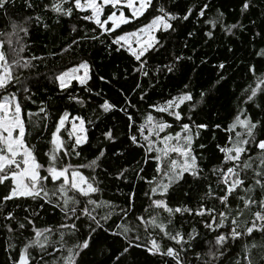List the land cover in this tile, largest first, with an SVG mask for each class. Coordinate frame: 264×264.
<instances>
[{
    "label": "snow or ice",
    "instance_id": "6c2138e0",
    "mask_svg": "<svg viewBox=\"0 0 264 264\" xmlns=\"http://www.w3.org/2000/svg\"><path fill=\"white\" fill-rule=\"evenodd\" d=\"M14 3L15 0H0V12L7 16L9 6ZM24 5L29 9L34 7L31 0H24ZM152 6L153 0H48L43 5L45 11H51L57 17L71 18L76 14L80 19L95 24L93 32L113 34L111 45L117 46L115 51H127L138 62L134 71L142 76L149 75L146 54L161 46L157 33L176 31L173 21H188L194 14L191 7L180 16L161 6L156 9L159 14L135 31L115 35L121 25L137 20ZM251 6V0H243L242 14ZM208 7L204 3L195 14L204 17ZM125 10L130 15H126ZM80 13L85 14L80 17ZM222 17L223 13H219L215 19L206 20L205 23L214 28ZM33 20L40 23L41 17L25 16L20 21L9 17V30L0 32V188L3 189L0 193V215L7 222L5 227L10 240L11 234L23 235L28 232L27 237L21 241V247L8 243L6 251L10 253L11 264H80L77 258L81 257L84 250L90 249L91 242L100 234L99 230L109 232L105 224L113 214L121 222L115 225L117 231L111 235L125 241L123 251L116 256L117 264H122L121 257L133 247H144L151 255L171 258L165 264H191L190 252L200 261L201 254L196 252V247L201 241L195 228L187 233L168 231V224H171L172 218L177 214L200 217L204 228L212 234L211 239L203 241L207 252L204 253L206 259L201 264H212L213 261L222 264V258L232 245L241 241L253 242L242 244L243 255L234 264H264V254H260L259 259L254 261L252 252L259 248L264 253V118L254 119L247 114V109L238 108L232 122L224 128L228 134L225 144L216 145L222 159L209 170V176L204 175V168L201 167L203 154L198 156L193 148L194 139L199 138L200 130L207 129L208 125L195 123L191 115L187 117L188 123L183 122L185 107L189 113L196 108V104L191 103L194 97L187 84L184 86L185 91L176 96L158 105H148L152 111L147 112L143 122L139 124L135 114L130 111L137 107L136 104L127 99L123 104L103 99L97 103L95 119L73 115L65 109L57 114L58 118L49 129L51 114L47 108L41 106L38 113L25 114L17 95V92L30 93V88L14 74V70L34 67L20 55L25 51L24 37L29 35L28 25ZM43 26L48 27L47 24ZM237 27L243 25L227 26L226 31L231 32ZM72 31H76L75 26ZM205 34L212 36L211 31ZM90 39L97 40L99 37L94 35ZM72 43L76 44L77 41L73 40ZM9 54L12 55L11 59ZM256 55L264 57V49ZM181 59L183 57L177 56L173 65H165L156 71L172 72L175 62ZM218 67L223 69L225 65L221 63ZM249 71L256 79L254 86L249 85L244 90L240 104L251 103L264 112V74L256 76L254 65L249 67ZM91 79V65L87 60H82L54 74L52 82L66 95L69 102L83 107L88 101L70 90L75 81L83 92L90 96H101L100 92H93L89 85ZM99 79L105 80L104 77ZM220 79L223 80L224 77L221 76ZM136 88H140V85L137 84ZM204 96L202 91L201 99ZM144 97L145 93L141 90L140 100L143 101ZM153 112L161 115L154 116ZM114 113L123 114L122 127L126 130L121 133L117 124L110 127L105 125L100 133L101 138H98L94 146L92 158L87 163L79 162L83 159V147L90 144L89 126H95L96 120H100L104 114ZM165 114L172 118L171 121L164 118ZM41 144L45 146L44 150H41ZM199 148L205 149L206 145L200 144ZM132 152L139 153V159L134 157L137 167L127 164V155ZM73 158L78 159L74 162ZM122 158L125 164L118 163ZM113 164L116 165L115 171L111 170ZM151 165H154V174L149 178L144 173L146 166ZM82 169H89V174L85 175ZM129 171L134 173L135 180L148 185L144 193L148 205L144 212L151 210L153 214L147 218L143 213L135 212L134 191L126 194L125 207L115 206L119 207L118 213L112 211L114 206L110 201L98 198L97 194L103 191V181L98 178L101 173L117 181L127 182ZM186 176L194 181H207L198 206L195 209L169 206V190L181 181L187 182ZM210 178H215L216 191H213ZM20 200L34 201L40 209L46 206L53 210L59 209L60 222L37 227L33 217L39 216V212L35 208L31 212L29 208H24L26 215L23 218H19L11 210L5 211L7 202ZM208 200L218 202L220 207H208ZM15 206L20 207V204L16 203ZM102 208L110 211L101 215L98 210ZM161 212L168 214V224L158 222ZM246 214L250 218H246ZM149 228L153 231L158 229V233L162 234L161 238L173 241L175 246L162 248ZM257 234L260 237L259 243L255 242ZM76 236L79 238L69 245V238ZM145 236L149 239L142 245L139 241Z\"/></svg>",
    "mask_w": 264,
    "mask_h": 264
},
{
    "label": "trees",
    "instance_id": "16d2710c",
    "mask_svg": "<svg viewBox=\"0 0 264 264\" xmlns=\"http://www.w3.org/2000/svg\"><path fill=\"white\" fill-rule=\"evenodd\" d=\"M31 3L34 7L29 9L25 7L24 0H15L14 5L9 6L7 16L0 12V32L9 30V17L14 21H20L25 16L41 17L40 23L33 20L28 25L29 35L24 37L23 41L26 46L25 51L20 54L34 67L20 69L16 73V76L30 88V93L17 92V95L25 114L28 112L38 113L41 106L47 108L51 114L48 121L49 129L53 127L58 118L57 114L65 109L73 115L95 119L97 103L102 102L103 99H109L111 102H119L120 104H123V101L127 99L136 104L137 107L130 109V111L135 114L137 124H139L143 122L146 113L152 111L148 105L163 103L164 100L185 91L184 86L187 84L190 86L189 90L194 97L191 103H195L196 108L194 112L189 113L188 108L185 107L183 122L188 123L187 117L191 115L195 123L208 125L207 129L200 130L199 138L194 139L193 148L198 156L203 154L204 160L201 162V167L204 168V175L209 176V170L218 165L222 159V154L216 145L223 146L225 144L228 134L224 128L232 122L238 108L247 109V114L254 119L264 118V112L255 108L253 104H240L244 90L249 85L254 86L256 79L249 71V67L255 66L256 76L264 74V57L256 55L257 52L264 49V0H251L252 6L243 14L241 12L243 0H153V6L143 16L137 20H132L129 24L121 25L116 30L115 35L123 34L125 31H134L149 22L154 15L159 14L156 9L161 6L180 16H183L191 7L194 14L190 16L188 21H173L176 31L157 33L161 46L156 51L146 54L148 76H142L139 72L134 71L138 67V62L127 51L124 49L115 51L117 46L111 45L113 34L93 32L92 29L96 28V25L80 19L76 14L71 18L57 17L53 12L45 11L43 5L48 3V0H31ZM204 3H207L209 7L206 9V15L200 17L195 13H198L199 8ZM67 6L65 5V7ZM112 11H116V9H112ZM219 13H223V17L216 27L213 28L210 24L205 23L206 20L215 19ZM84 14L80 13L79 16L82 17ZM125 14L130 15L127 10H125ZM44 24H47L48 27L45 28ZM233 24L243 25V27L232 29L231 32L226 31V27ZM73 26H75L76 31H72ZM209 31L212 32L211 37L205 34ZM94 35L98 36L99 39H90ZM21 36H23L22 33ZM73 40H76L77 43L73 44ZM109 45L111 46L109 47ZM177 56L183 57V59L175 62L172 72L156 71L157 68H163L165 65H173ZM32 57H39L40 59L33 60ZM82 60H87L91 65L92 79L89 81V85L93 92L101 93L99 97L90 96L83 92L74 81L70 91L88 101L83 107L74 102H69L66 95L61 93L57 85L52 82L54 74L72 67ZM221 63L225 65L223 69L218 67ZM221 76L224 77L223 80L220 79ZM100 77H104L105 80L101 81ZM137 84L140 85V88H136ZM141 90L145 93L143 101L140 100ZM202 91L205 93L203 99L200 97ZM259 102L258 97L257 103ZM153 115L159 117L161 114L153 112ZM164 118L169 121L172 119L166 114ZM123 123V114L114 113L111 115L104 114L100 120H96L95 126H89L90 144L83 147V159L79 162L87 163L92 158L94 146L98 138H101L100 133L105 125L110 127L112 124H117L122 133L126 130L122 127ZM216 125L221 127L217 128ZM176 130H178V125ZM195 131L193 127V132ZM64 135L66 136V133ZM121 138H123L122 135ZM200 144H205L206 148L200 149ZM40 148L44 150L45 146L41 144ZM250 154L255 155V153ZM134 157L139 159V153L128 154L127 164L137 167ZM77 159L73 158L74 162ZM118 163L125 164L124 158ZM115 167L116 165L113 164L111 170L115 171ZM153 168L154 165L146 166L144 175L150 178L154 174ZM82 171L85 175L90 172L89 169H82ZM98 178L103 181L101 185L103 191L97 194L98 198L102 201H110L114 206L112 209L114 213L119 212V207L126 206V194L134 191L136 214L143 213L146 218L153 214L151 210L144 212L148 205V200L144 195L148 185L140 180H135L133 172H128L127 182L117 181L110 176H104L103 173ZM210 179L213 191H216L215 178ZM186 181H181L179 185H174L169 190V206H188L193 209L198 206L207 181H194L190 176H186ZM2 191L3 189L0 188V193ZM16 203H19L20 207H16ZM206 204L208 207L214 205L220 207L218 202L214 200H208ZM24 208H29V212L35 208L39 212V216L33 217L37 227H44L61 220L59 209L53 210L50 206L40 209L31 200L7 202L5 211L11 210L16 216L23 218L26 215ZM98 211L103 215L110 210L102 208ZM246 218L250 217L246 214ZM120 222L117 215L113 214L108 223L105 224V227L109 228V232L104 233L99 230L100 234L91 242L90 249L84 250L81 257L77 258L80 264H117L116 256L123 251L125 241L120 237L111 235V233L117 231L115 225ZM158 222L168 224V214L159 213ZM6 223L3 216L0 215V264H11L10 253L6 251L8 243L21 247V241L28 235V232H24L23 235L11 234L10 240V234L5 227ZM193 228L199 233L201 242L196 247V252L201 254V258L198 261L195 254L190 252L189 260L191 264H201V261L206 259L204 253L207 252V246L203 241L212 238V234L204 228L201 218L177 214L172 218L171 224H168V231L171 233L176 231L187 233ZM149 232L160 242L162 248L175 246L173 241L162 239V234L158 233V229L153 231L149 228ZM78 238L79 236L69 238V245ZM148 239L149 237L145 236L139 243L145 245ZM245 242L251 243L253 241H241L233 244L225 257L222 258V264H234V261L241 259L243 255L242 244ZM255 242H260L259 234H257ZM252 252L254 261L259 259L260 254H264L259 248L253 249ZM11 254L14 255L15 253ZM57 255L60 254L57 253ZM46 259L51 258L46 257ZM170 260L171 258L151 255L144 247L130 248L128 253L121 257L122 264H165V261ZM212 264H217V262L213 261Z\"/></svg>",
    "mask_w": 264,
    "mask_h": 264
},
{
    "label": "rangeland",
    "instance_id": "374dc122",
    "mask_svg": "<svg viewBox=\"0 0 264 264\" xmlns=\"http://www.w3.org/2000/svg\"><path fill=\"white\" fill-rule=\"evenodd\" d=\"M117 11V10H116ZM117 14H119V13H117ZM135 31V30H134ZM12 58V55L11 54H9V59H11ZM20 69H23V68H16L15 70H14V74L16 75V73H17V71H19Z\"/></svg>",
    "mask_w": 264,
    "mask_h": 264
}]
</instances>
